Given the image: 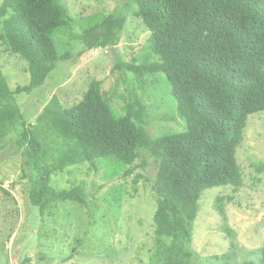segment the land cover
Masks as SVG:
<instances>
[{"label": "trees", "instance_id": "trees-1", "mask_svg": "<svg viewBox=\"0 0 264 264\" xmlns=\"http://www.w3.org/2000/svg\"><path fill=\"white\" fill-rule=\"evenodd\" d=\"M131 2L150 31L158 60L119 68L138 78L166 74L186 130L153 137L142 99L133 94L126 113L119 115L96 78L72 107L54 96L36 123H28L16 95L42 88L60 62L75 57L72 51L59 54L54 36L78 22L60 0H2L0 14L6 18L0 40L28 60L31 82L10 88L0 63V148L18 129L14 143L22 152L24 174L31 171L30 202L43 216L55 201L79 203L91 217L96 213L83 183L58 189L52 185L55 175L83 163L97 172L114 160L127 178L147 152L157 166L152 183L157 206L155 243L146 264H191L203 195L215 187L244 184L238 149L250 116L264 111V0ZM125 23L126 17L110 13L83 26L74 38L86 51L115 47ZM254 166L264 171V162ZM259 264H264V248Z\"/></svg>", "mask_w": 264, "mask_h": 264}, {"label": "rangeland", "instance_id": "rangeland-1", "mask_svg": "<svg viewBox=\"0 0 264 264\" xmlns=\"http://www.w3.org/2000/svg\"><path fill=\"white\" fill-rule=\"evenodd\" d=\"M78 24L61 28L54 36L59 54L72 51L74 58L59 63L46 84L32 93L16 95L28 123H36L44 107L57 96L65 107L78 103L96 78L113 110L126 113L127 99L137 94L146 107L145 121L153 137L186 130L166 74L138 78L119 68L124 63L158 60L150 47V31L137 15L131 0H60ZM2 0H0L1 10ZM115 13L126 17L120 43L115 47L85 50L75 38L83 26ZM6 16L0 14V30ZM0 63L12 89L31 82L29 62L0 40ZM15 130L0 148V264H146L154 248V211L157 200L152 183L157 171L153 157L142 152L137 168L127 178L114 160L99 171L88 163L55 175L52 185L69 189L83 183L96 203L91 217L76 202L55 201L40 214L29 198L28 174L22 152L14 141ZM244 172L240 188L209 189L200 200L195 223L191 264H259L264 248V111L250 116L244 141L238 149ZM117 169V171H114Z\"/></svg>", "mask_w": 264, "mask_h": 264}]
</instances>
